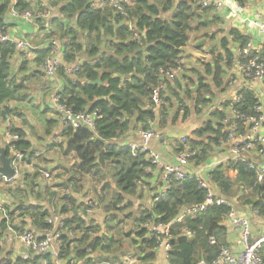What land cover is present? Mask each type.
Returning <instances> with one entry per match:
<instances>
[{
	"label": "trees",
	"instance_id": "trees-1",
	"mask_svg": "<svg viewBox=\"0 0 264 264\" xmlns=\"http://www.w3.org/2000/svg\"><path fill=\"white\" fill-rule=\"evenodd\" d=\"M195 2L196 0H134L133 6L128 9V18L134 20L139 39L132 41L129 40L131 33L124 26L123 21L110 9L94 8L91 0H64L58 6L61 19L58 21L54 18L50 21L59 31L58 37L68 39L63 49V60L75 62L82 58L79 71L74 76H67L63 70L57 74L61 85L60 102L76 112L98 110L100 114L95 133L83 129L76 131L69 129L62 133L68 139L67 153L72 154L76 160L67 172L70 177L64 183L57 184V187L63 188V191L67 190L68 193L64 194L62 191L57 197L55 192H50L45 200L48 205L53 203L54 206H59L57 208L61 212L67 214V218L63 220L64 227L76 234L84 233L81 238L70 242L62 237L64 243L61 249L66 255L82 260V264H98L103 261L115 264L113 261L119 259V254L124 252L121 241L129 238L132 233L131 240L138 246L139 264H154L153 250L156 244L154 240L147 238L148 231L143 227L147 221L155 224H170L172 238L171 248L167 253L168 264L200 262L216 264L219 247L221 245L228 247L225 242L226 227L224 226L225 216L229 212L228 207H209L204 213L188 215L177 221L184 208L204 200L205 192L199 189L195 180L171 182L170 188L151 208L138 211L130 234H126L123 238L115 235L110 238L95 237L88 242V245L85 244L88 239L87 232L99 230V226L92 225L93 221L86 222L80 210L83 204L78 203L76 197L81 195L85 186L82 181L84 176L97 177L98 182L103 183L100 193L104 195L103 197L110 195V201L105 205L107 213L121 214L131 207L125 201L135 196L138 182L144 178V169L148 164L143 155L133 158L127 147L116 145V140L130 129L139 131L151 129L156 114L149 102V96L152 88L160 81L158 72L161 68L177 61L190 42L191 35L202 33L201 38H205L208 43L215 41L218 32L211 30L221 25L220 19L213 15L210 17L211 21L205 20L208 12H200ZM10 3L11 0H0L2 28L14 27L12 21L5 18ZM30 6L29 0H16L15 8L19 11ZM62 19L67 22H61ZM49 37L46 36L45 39ZM248 41L249 38L242 36L239 31L230 29L228 35L220 38L218 47H211L206 52L210 55L211 63L197 61L202 73L192 66L186 71L192 77L185 75L173 85L167 84L166 90L169 94L167 97L162 93L165 105L158 110V128L163 130L169 123L175 125L179 114L182 115L180 117L182 121L188 117L189 109L184 100L193 99L198 114L214 97L215 91H223L226 70L235 56L230 50V44L242 47ZM194 47L197 50L202 49L195 44ZM48 52L39 48L35 51V57L31 62L23 58L24 55H18L14 45L0 44L1 118L21 115L13 104L28 101L24 83L32 77H40L38 68ZM14 57H21L23 61L18 65L17 70L12 72ZM29 66L32 67L31 72L24 76ZM96 80H100L101 84H89ZM194 86L196 90L192 91ZM239 94L243 100L240 110L245 114L252 113L258 102L254 94L246 89L240 90ZM168 104L176 106L172 118L167 114ZM224 107L225 105H222V108L211 112L201 126L192 132L191 138L187 137L185 140V145L193 152L191 162L195 166L204 163L214 148L224 144L226 132L225 126L221 123ZM13 131L20 136L15 142L16 149L27 155L30 145L24 140V134L15 128ZM47 134L49 135L50 131H47ZM174 144L176 152L183 148L180 140H175ZM1 147L5 149L6 155L9 154L8 147L2 146L1 142L0 154ZM102 151L104 169L99 163V154ZM39 175L40 173L35 171L31 177L34 180ZM27 177L28 175L25 176ZM256 179L255 172L246 164L232 162L227 168L216 167L208 176L209 182L217 187L226 199L236 198L240 205L248 204L260 217H264V176L260 183L255 184ZM32 187L29 193L36 189L35 197L41 198V187L37 184ZM5 207L7 208V205ZM76 207L79 214L73 213ZM15 212L19 216H27L31 228L40 230L48 227L44 221L48 210L43 206H19L17 209H12L9 215ZM114 218L117 217L112 215L108 219ZM185 229L191 232V238L183 235ZM112 230L113 228H110V231L107 229L109 232ZM211 238L215 240L214 245L210 244ZM102 240L105 242L104 246L100 245ZM73 243H77L78 246L72 248L73 253H71L70 247ZM88 246L91 247L90 253L85 251ZM259 252L264 264V243L260 244ZM91 253L93 257L88 258ZM111 255L114 256L111 258ZM0 264H12L10 253L0 258ZM15 264L24 263L16 260Z\"/></svg>",
	"mask_w": 264,
	"mask_h": 264
},
{
	"label": "built area",
	"instance_id": "built-area-1",
	"mask_svg": "<svg viewBox=\"0 0 264 264\" xmlns=\"http://www.w3.org/2000/svg\"><path fill=\"white\" fill-rule=\"evenodd\" d=\"M242 1L244 0H196L195 5L200 12L203 11L215 15L226 9L233 16H239L241 11L239 6ZM29 3L31 4L30 8L19 11L15 8L16 0H11L10 8L5 18L12 21L14 27L19 24H26L32 26L37 31H41L42 39L50 36L44 47L41 48L49 52L39 65L40 76L46 80L54 79L56 81L60 70H63L69 77L74 76L79 71L81 60L75 62L63 60V49L64 45L68 43V39L66 37L57 38L55 36L57 30L53 28L50 22L53 15V10L49 12L52 9L50 0H29ZM91 3L94 8L101 10L110 9L115 16L121 19L124 26L131 33L129 40L139 39V34L135 30L134 20L128 18V9L133 6L134 0H91ZM229 3L234 4L236 11L228 5ZM61 22L66 23L67 21L62 19ZM245 22L252 29L256 30L264 41V22L260 20ZM0 44L14 45L18 55H24L23 58L25 57L26 60L31 62L35 57V49H33L30 42L24 36L13 34L7 28L0 27ZM233 54L235 55L234 59L228 66L226 73L229 72V74L235 76L236 80L240 79L245 82L256 83L259 90L264 92V45H256L248 41L242 47L238 46L236 54ZM189 59L182 54L174 64L167 65L159 70L160 81L152 88L149 96V102L154 111L157 110L158 112L165 105L162 93H166V84H172L186 75L188 69L184 70V68ZM60 88L61 85L59 84V87H55V93L50 96V107L58 118L60 129L63 132L69 129L72 131L83 129L95 133L96 122L100 119L99 111H74L71 107L60 102ZM243 89L251 91L258 101L250 114H245L240 110V107L243 106V100L239 92ZM224 105V115L221 123L225 126L226 138L224 144L227 145V152L231 162L234 164H246L257 176L255 184L260 183L264 176V104L252 88L243 85L239 88L233 99ZM12 122L11 116H7L6 118L0 117V126L4 127L3 141L8 147L11 166L18 172V165L27 159V155L18 151L15 147V142L20 139V136L13 131ZM155 135V132L151 129L138 131L139 140L137 142L120 146L127 147L133 158H137L139 155L144 156L148 164L144 169L145 176L149 175L152 169L158 170L156 183L160 185V190L154 193L150 208L170 188L171 182H180L187 179L195 180L199 189L205 192L204 200L201 203L184 208L178 216L177 221H181L188 215L193 216L204 213L209 207H228L229 212L225 216V221L228 223L230 230L237 231L241 240L242 250L234 254L228 247L221 245L216 264H262L259 251L260 244L264 243V236L251 241V223L249 219L239 215L235 208L232 207L229 199H226L220 192H216L212 186L197 175V172L189 169V164H193L191 162L193 152L185 145L186 137L179 139L183 144V148L177 152L175 163L165 164L161 161L159 155L149 147V142ZM42 177L48 180L51 179L48 172H42ZM12 180L0 177V184L9 183ZM138 184H142V180ZM67 193V190L64 191V194ZM82 204L80 210L84 214L86 222L93 221L92 225L98 226L97 222L92 220L94 214L100 211L98 203L94 199H87ZM10 212L11 210L5 207V203L0 201V225L4 228V232L0 231V242L7 241L5 239L6 236L10 240L20 244L24 250V253L20 257L12 260V264H15L16 260L24 264H82V260H77L74 259V256L66 255L63 251L61 252V249L64 243L62 242V237L70 242L81 238L84 233L76 234L64 227L63 220L67 218V214L61 212L53 203L48 208V215L44 219L48 225L47 229L37 230L31 228V224L27 227L25 217L19 216L16 212L13 215H9ZM253 213L258 215V212L255 210H253ZM143 227L148 231L147 238L155 241L156 247L153 250V254L156 256L157 253H162L167 259L172 238L170 224H155L152 221H147ZM105 233L101 231L100 227L99 230H89L87 232L88 239L85 244L88 245V242L95 237H105ZM4 234L5 236H3ZM183 235L187 238L192 237L191 232L186 229ZM210 244H215L213 238L210 239ZM100 245L104 246L105 242L102 240ZM77 246V243H73L70 247V252L73 253L72 248H77ZM85 251L90 253L91 247L88 246ZM92 257L91 253L88 258ZM75 258L77 257L75 256ZM98 264L110 263L103 261ZM126 264L139 263L133 259L128 260ZM198 264L204 263L200 262Z\"/></svg>",
	"mask_w": 264,
	"mask_h": 264
},
{
	"label": "crops",
	"instance_id": "crops-1",
	"mask_svg": "<svg viewBox=\"0 0 264 264\" xmlns=\"http://www.w3.org/2000/svg\"><path fill=\"white\" fill-rule=\"evenodd\" d=\"M228 5L234 11H236L234 4L229 3ZM239 7L241 9L239 16H233L232 13L226 9L222 12L215 14L220 19V23H221V25H218L217 27H214L211 30V32L219 33V34L217 33V37L215 41L210 42L212 43L210 47H206V46L204 47V45H202L201 50H197L196 48L194 49L196 53H200L198 51H201L202 55L207 56V61L205 63H211L210 55H208V53L206 52H208L209 48L211 47H218L219 45L218 41L220 40V38L224 37L225 35H228L230 29L239 31L242 36L248 37L249 41H251L256 45H264V41L259 36L258 32L252 29L249 26V24L245 22L249 20H260L264 22V0H244L240 3ZM211 16H213L212 13H208V15H206L205 20L211 21L210 18ZM54 18H57V20L61 19L58 13V9L53 10V15L51 19L53 20ZM54 26L53 28H55ZM9 30L17 36H24L26 39L36 43L33 46V49H35V51L38 50L39 48H43L47 41V39L44 38L42 39V34L40 33L41 31H37L32 26L26 24H19L16 27H10ZM223 31L224 33L222 34ZM237 47L238 45H234L231 43L230 44L231 52L236 54ZM35 51H34V56H35ZM183 51L184 53L185 52L187 53L189 49H187L186 47L183 49ZM187 58L195 59L192 65H194L195 67L196 65H198L197 64L198 59L196 57H187ZM18 60H19L18 57L13 58L12 72H15L17 70V63L19 62ZM80 60H82V58ZM200 67L201 66H199V68H195L196 71L201 72L202 69ZM186 75L192 77L190 73H186ZM236 79L237 78L235 76L227 72L225 75V86L223 91L220 92L215 91L214 97L210 99V102H208L206 107L201 108V111L198 114L195 112L194 109V100L193 99L184 100L186 106L189 109L188 117L182 121L180 118L182 115L179 114V119H177L175 125H170L169 123L163 130H160L158 128L159 115L157 110L154 111L156 114V120L153 124H151V130H153L156 135L149 142V147L159 155L163 163L165 164L175 163L177 157V152L176 149L174 148L175 140H179L181 137L191 138L192 132L201 126L203 121L210 116L209 114L218 108H222V105L231 101L233 97L237 94L239 88L242 87L243 85L252 88L255 91V93L258 94V96L260 97L261 101L264 104V92L259 90V87L256 83H251V82L249 83L242 81L240 79L238 80ZM55 83H56L55 87L56 88L59 87L58 79L55 81ZM37 86H35L36 93H34L36 99V105H37L35 109L36 111L34 112L36 114V117L34 116L30 117L29 113L25 110V107L27 106L26 104L27 102L20 104H13L14 105L13 107L17 108L19 112H21L22 109H24L23 113H20L21 114L20 116L19 115L11 116L13 119L12 125L15 129H18L19 132L24 134L25 136L24 140L29 143L30 150L27 151V159L23 160L18 165L21 166V168L24 170L23 173L20 174L18 170L16 178H14L11 182L0 184V201L4 202L5 206L7 205V209L9 210L17 209V207L19 206H26V205H40L43 206V208H47L48 210V208H50L52 204L51 203L50 205H48L47 202L45 201L48 194L50 192H55V195L57 197L60 196V194L63 191V188L57 187V184L59 182L64 183V181L70 177V174H68L67 172L70 171V169L73 167L76 161L72 154L67 153L68 139L65 138L64 135H62L63 131L60 129L58 118L56 114L53 112L52 108L50 107L49 95L47 96L45 95L46 97L45 100L43 101L42 95L46 91L41 86L38 87ZM165 94L168 97L169 93L167 92V90ZM168 105L169 106L167 107L168 109L167 114L169 118H172L174 113L176 112V106L173 107L170 104ZM33 107H35V105ZM3 131H4V127L0 126V142L2 143V146H6L3 141L4 139ZM47 131H50L49 135L47 134ZM138 131L139 130L130 129L123 136L119 137L118 140H116V145L122 146L124 144L137 142L139 140ZM2 148L3 147H1V149ZM7 156L9 157L8 153ZM28 158H30L29 161ZM230 162L231 159L227 152V145L221 144L220 146L214 148L213 152L209 155V157L204 163L197 166H194L193 164H189V169L197 172V175L201 179H203L206 183L212 186L216 192H219L218 188L209 182L208 180L209 173H211L216 167H220V166H222L223 168L229 167ZM35 171H38L40 175L33 180L31 175ZM42 172H48L50 174L51 179L50 180L44 179L42 177ZM26 175H28V177L30 176V180H28V177L25 178ZM157 176H158V170L152 169L149 175L144 176V178L142 179V184L137 185V192L135 196L127 198L125 203L127 205L129 204L130 206L132 205L133 209L138 211L142 209L150 208L154 193L160 190V185L156 183ZM88 177L89 176L82 178V181L85 183V186L82 189L81 195L76 196L78 203H83L87 199H92L91 196L93 194L90 193L91 190L90 188L92 186L94 187V185L97 184L98 181L95 180V178L97 179V177H95L94 180H88ZM34 184H37L41 187L42 189L41 198L35 197V193H34L36 192L35 189L31 193H29L30 188ZM102 184L103 183H101V185H99V187L97 188L100 189ZM229 200L231 202L232 207L235 208V210L239 213V215L245 216L246 218L249 219L251 223V239H252L251 241L256 240L260 236H264V217L255 215L250 205L248 204L240 205L237 202L236 198ZM98 206L100 211L94 214L92 220L97 222L98 226L101 228V231L105 232L103 224L109 220L108 218L112 216V214L102 211L103 207H101V204L99 205L98 203ZM128 210L130 211L131 207L128 208ZM136 212L137 211H133V213ZM73 213L79 214V210L77 207L75 208ZM25 218H26L25 222L28 227L31 224V222L27 216H25ZM224 226L226 227L225 242L227 243L228 248L234 254L239 253L242 250V247L239 243H237V240L239 238L237 231L235 232L234 230H230V227L226 221L224 222ZM0 231L4 232V228L1 225H0ZM112 235H115L113 231H112ZM112 235L109 234V231L105 233V237L110 238V236ZM3 236H5V234ZM5 239H7V241H5L7 242L5 252L6 255L10 253L11 260L17 259L24 253V250L20 246V244H18L13 240H10V238L6 236ZM131 239L132 238H124L123 241H121V245H122L121 248L123 249L124 252H121L119 254L120 256L119 259L113 261L115 264H126V262L129 260V258L127 257L128 254H130L129 242H131V245L136 247L138 250V246ZM126 240L129 241L128 245L125 243ZM117 245L118 244H115V246ZM113 256L114 255H111V258ZM134 260L138 261V259H134ZM154 264H168V262L162 253H157L155 256Z\"/></svg>",
	"mask_w": 264,
	"mask_h": 264
},
{
	"label": "rangeland",
	"instance_id": "rangeland-1",
	"mask_svg": "<svg viewBox=\"0 0 264 264\" xmlns=\"http://www.w3.org/2000/svg\"><path fill=\"white\" fill-rule=\"evenodd\" d=\"M64 0H50V6L52 7V9L49 10V12H52V10H56L58 9V6L60 5V3H63ZM201 35L202 33H199V34H194V35H191L190 37V42L188 43V45L186 46L187 49H189V51L186 53L183 52L184 56L186 57H192L190 55V53H195L194 49V44L196 46H199L198 44L203 42V45L204 47H210L212 43H208V41L205 39V38H201ZM55 36L57 38H59V31L57 30V33L55 34ZM28 40V39H27ZM30 44L32 46H34L36 43H34L33 41H30ZM201 53V51H198ZM32 59V58H31ZM195 59H190L188 60V62L186 63V66L184 68V70L186 69H190L192 66V63L194 62ZM19 62L17 63V68H18V65H20V63L23 61V59L20 57ZM31 66H29L28 70L26 71V73L24 74V76L26 75H29L30 72H31ZM196 68H199V65H196ZM202 73V72H201ZM25 86H26V90H25V94L27 96V106L25 107V110L29 113V116H34L36 117V114L34 113L36 110V99H35V95L34 93H36L35 91V86H41L46 92L42 95V100L44 101L45 100V97L47 95L52 96L54 93H55V81L54 79L53 80H46L44 78H42V76L40 77H32L30 78L28 81H26L25 83ZM168 85H173L174 83L172 84H169L167 83ZM166 84V85H167ZM37 86V87H38ZM37 95V94H36ZM46 95V96H45ZM35 105V107H33ZM194 109H195V106H194ZM23 110L21 111V113H23ZM196 112V111H195ZM17 170H19V173L22 174L23 173V169L21 168V166H18L17 167ZM86 176H84L85 178ZM95 177H88V180H94ZM28 180H30V176L28 177ZM96 181H98L96 178H95ZM102 180V179H101ZM99 183V182H98ZM95 184L94 187L92 186L90 189V193L93 194L91 196L92 199H94L96 202L99 203V205L101 204V207H103L102 211L106 212V207L105 205L109 203L110 201V195L107 194L106 197H103L104 195H102L100 193V190L101 189H98L97 187H99V185H101V183L99 184ZM106 183V182H105ZM99 196H102V197H99ZM133 211H137L136 213H133ZM130 212V213H129ZM138 213V210H134L133 209V206L131 205V210L129 211H125L123 213H112V215L116 216L117 218H114L113 220H108L107 222H105L103 224L104 226V229H105V232H107V229L110 231V228H113V232L115 233V236H118V237H125L126 234H130L133 230V226L135 225V216L136 214ZM119 220L121 222H119ZM110 235H112V232H109ZM133 235V233L131 234V236L129 238H131ZM128 240H126V244L128 245ZM237 243H239L241 245V240H240V237L238 238L237 240ZM6 244L7 242H0V257L6 255ZM130 246H129V253L128 254V258L129 260L130 259H138V250L136 247H134L133 245H131V242H129ZM126 257V256H125Z\"/></svg>",
	"mask_w": 264,
	"mask_h": 264
},
{
	"label": "water",
	"instance_id": "water-1",
	"mask_svg": "<svg viewBox=\"0 0 264 264\" xmlns=\"http://www.w3.org/2000/svg\"><path fill=\"white\" fill-rule=\"evenodd\" d=\"M73 24H75V21L73 22ZM198 45L202 46L203 42L199 43ZM142 51H144V49H142ZM190 55L192 57H196L198 60H200L201 62H206L207 61V56L206 55H202L201 53H190ZM89 84L91 85H99L101 84L100 80H96L94 82H89ZM196 90V86H194V88L192 89V91ZM99 162L101 163L102 168L105 167V163L103 160V151L100 152L99 154ZM17 175V172L15 170V168H13L11 166V159L6 155L5 150L2 148L1 149V154H0V177H5L7 179H14L15 176Z\"/></svg>",
	"mask_w": 264,
	"mask_h": 264
}]
</instances>
